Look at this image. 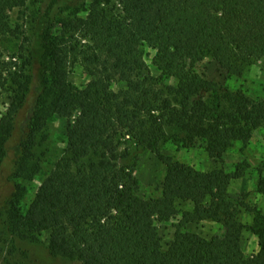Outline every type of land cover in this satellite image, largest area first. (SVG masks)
<instances>
[{"label": "trees", "instance_id": "trees-1", "mask_svg": "<svg viewBox=\"0 0 264 264\" xmlns=\"http://www.w3.org/2000/svg\"><path fill=\"white\" fill-rule=\"evenodd\" d=\"M206 56L229 77L264 62V0H0V235L15 246L46 234L52 258L80 264H264V214L228 194L248 165L190 171L164 153L200 142L219 160L264 129V101L216 93L194 71ZM55 117L66 123L62 156L23 212ZM145 153L164 167L157 198L137 194ZM256 190L264 197V177ZM239 207L251 224L234 220ZM158 216L176 220L166 249ZM204 221L224 234L186 230ZM244 230L258 241L249 256Z\"/></svg>", "mask_w": 264, "mask_h": 264}, {"label": "rangeland", "instance_id": "rangeland-1", "mask_svg": "<svg viewBox=\"0 0 264 264\" xmlns=\"http://www.w3.org/2000/svg\"><path fill=\"white\" fill-rule=\"evenodd\" d=\"M90 2V0H87ZM151 54V53H150ZM151 57L146 62L154 76L158 75L155 67L151 65ZM194 71L209 81L214 90H228L229 93H240L253 101H264V62H258L250 66L241 77H229L209 56H206L200 63L196 64ZM69 81L72 84L81 86L86 78L77 68L71 70ZM168 84L175 85L173 81ZM8 104L7 94L0 92V117L5 112ZM66 123L61 118L51 119L46 126L47 142L41 149L40 171L31 183L26 185V193L21 202L22 211L25 212L33 199L35 190L45 176L50 172L53 164L62 156L64 149V133ZM122 148V147H121ZM164 153L173 157L190 171H210L213 169H224L227 172L234 170L238 163L245 162L248 165L244 176L230 183L228 194L230 199L236 203H246L255 207L264 214V197L258 194L256 187L261 177H264V129H258L252 133L246 144L234 142L219 160L211 159L197 142L192 148L179 149L167 144L164 146ZM164 177V167L156 158L148 153L141 155L136 171L137 194L143 198H157L160 196L159 185ZM2 196L0 197V203ZM178 209H191L187 204H179ZM235 221L249 225L252 222V214L243 208H237L233 213ZM175 219L166 216H158L155 220V227L161 239L164 249L173 239ZM186 230L193 232L202 238L210 239L214 236H222L224 231L220 224L204 221L188 225ZM241 248L245 255L249 256L258 251L257 238L249 231L244 230L240 240ZM15 251L11 254V249ZM0 264H80L66 259L52 258L47 250V235L43 234L38 243L16 241L12 245L7 235H0Z\"/></svg>", "mask_w": 264, "mask_h": 264}]
</instances>
